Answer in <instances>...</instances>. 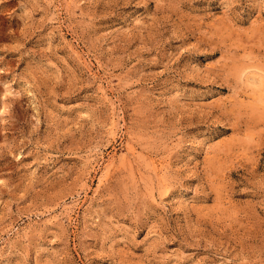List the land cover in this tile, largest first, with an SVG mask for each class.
Returning <instances> with one entry per match:
<instances>
[{"label":"rangeland","instance_id":"1","mask_svg":"<svg viewBox=\"0 0 264 264\" xmlns=\"http://www.w3.org/2000/svg\"><path fill=\"white\" fill-rule=\"evenodd\" d=\"M0 264H264V0H0Z\"/></svg>","mask_w":264,"mask_h":264}]
</instances>
